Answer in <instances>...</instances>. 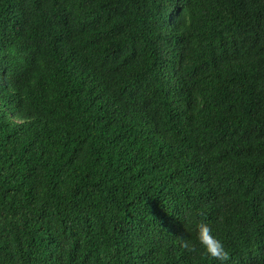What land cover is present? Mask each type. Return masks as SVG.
I'll list each match as a JSON object with an SVG mask.
<instances>
[{"label":"trees","instance_id":"obj_1","mask_svg":"<svg viewBox=\"0 0 264 264\" xmlns=\"http://www.w3.org/2000/svg\"><path fill=\"white\" fill-rule=\"evenodd\" d=\"M201 221L264 264V0H0V264H222Z\"/></svg>","mask_w":264,"mask_h":264},{"label":"clouds","instance_id":"obj_2","mask_svg":"<svg viewBox=\"0 0 264 264\" xmlns=\"http://www.w3.org/2000/svg\"><path fill=\"white\" fill-rule=\"evenodd\" d=\"M197 227V239L207 254L214 259L220 260L222 264L227 261L229 259V252L225 249L223 243L217 236L213 234L212 228L203 221H201ZM179 243L182 248L189 252L196 250L193 244L183 237L180 238Z\"/></svg>","mask_w":264,"mask_h":264}]
</instances>
